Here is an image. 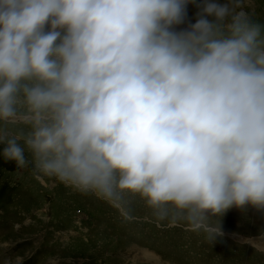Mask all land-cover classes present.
I'll use <instances>...</instances> for the list:
<instances>
[{
	"label": "clouds",
	"instance_id": "obj_1",
	"mask_svg": "<svg viewBox=\"0 0 264 264\" xmlns=\"http://www.w3.org/2000/svg\"><path fill=\"white\" fill-rule=\"evenodd\" d=\"M0 0V155L209 243L264 209V25L245 0Z\"/></svg>",
	"mask_w": 264,
	"mask_h": 264
},
{
	"label": "rangeland",
	"instance_id": "obj_2",
	"mask_svg": "<svg viewBox=\"0 0 264 264\" xmlns=\"http://www.w3.org/2000/svg\"><path fill=\"white\" fill-rule=\"evenodd\" d=\"M199 2L177 31L196 22ZM245 10L264 25V0H245ZM125 201L117 207L0 155V264H264V209H227L211 244L183 222L158 221L139 197Z\"/></svg>",
	"mask_w": 264,
	"mask_h": 264
}]
</instances>
